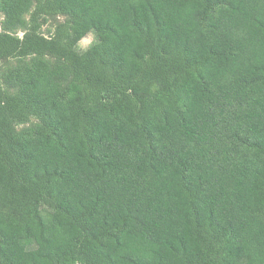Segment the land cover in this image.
I'll return each instance as SVG.
<instances>
[{
  "label": "trees",
  "instance_id": "1",
  "mask_svg": "<svg viewBox=\"0 0 264 264\" xmlns=\"http://www.w3.org/2000/svg\"><path fill=\"white\" fill-rule=\"evenodd\" d=\"M0 12V264H264V0Z\"/></svg>",
  "mask_w": 264,
  "mask_h": 264
},
{
  "label": "rangeland",
  "instance_id": "2",
  "mask_svg": "<svg viewBox=\"0 0 264 264\" xmlns=\"http://www.w3.org/2000/svg\"><path fill=\"white\" fill-rule=\"evenodd\" d=\"M3 19V15L0 12V30H1V21ZM51 23H48L46 25L43 26V28L45 29L46 27L50 26ZM95 40V35L93 33L88 34L87 36H85L81 41H80V48L82 49H86L87 47H89L93 41Z\"/></svg>",
  "mask_w": 264,
  "mask_h": 264
}]
</instances>
